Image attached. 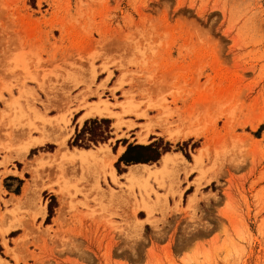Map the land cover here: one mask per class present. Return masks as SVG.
<instances>
[{
    "label": "rangeland",
    "instance_id": "rangeland-1",
    "mask_svg": "<svg viewBox=\"0 0 264 264\" xmlns=\"http://www.w3.org/2000/svg\"><path fill=\"white\" fill-rule=\"evenodd\" d=\"M0 97V264H264V0H0ZM100 146L117 183L52 157Z\"/></svg>",
    "mask_w": 264,
    "mask_h": 264
},
{
    "label": "bare ground",
    "instance_id": "bare-ground-1",
    "mask_svg": "<svg viewBox=\"0 0 264 264\" xmlns=\"http://www.w3.org/2000/svg\"><path fill=\"white\" fill-rule=\"evenodd\" d=\"M12 68H14L18 71H21L25 77L30 76L29 65H28L26 58L23 54H20L16 59L13 60L12 67L9 66L10 70H12ZM1 98L2 97H0V100L2 101ZM16 103H17V101L14 103H9V102L3 103V107L0 110V127L3 126V124L5 123V120L9 117L8 113L12 109H14L18 106V103L17 104ZM119 106L123 108L124 113L134 112V110L132 108L127 106V102L119 104ZM17 109H19V113H21L22 109L20 107H17L15 110H17ZM85 110H86L85 113L80 118L81 123L83 122V120L86 117H102V118L114 117V118H118V114L113 112L111 110V107L109 106V104L105 101H102V100L97 101V102H93ZM16 113H18V112H16ZM20 116H23V115L20 114ZM144 116H146V115H144ZM138 117H143V116L139 115ZM165 126L166 125L162 124V125H159L157 127H160L161 130L164 132V134L170 140H177V139H180L182 137L189 138L191 135L194 134V133H190V132L184 133V132H181L179 130H171L169 128H166ZM196 135L197 134L195 133L194 136H196ZM146 138H147V134L144 136H139V140L141 143H144ZM50 140H52V139L47 138V137H44L42 139L43 142L44 141H50ZM56 142H59V141L57 140ZM28 148L29 147L25 148V152L21 151L22 154L19 153L20 155L16 154L17 159H19V161H21L20 159L24 158L25 155L28 153V150H29ZM120 154H121V151H120ZM52 157L55 160L61 159V160H67L69 162L78 161L80 163V165H83L84 167H87V168H92L93 169L92 171L96 174L97 179H98V176H100V175H102L103 178H107L108 176H110L112 181L117 183V179H118L117 177L118 176L116 175L115 169L112 167L113 166L112 163L115 161L116 158L114 156H112V154L108 148H104L103 146L96 148V150H93V149H74L73 151L60 150V151H58V153H56ZM47 158H49V157H47ZM199 160H200V158L198 155L195 157V166L198 165ZM45 161H46V157L45 158L40 157L39 159L36 160V164L41 165V164L45 163ZM160 161H161V166L159 168H157L156 171L151 172V173H145L144 174V173L137 170L140 168H144V169L148 168L149 166L145 165V164L135 165V166L130 167L129 171L123 175L124 180L126 182H128L127 185L129 183L134 184V182L135 183L138 181L140 182L141 180L144 179L145 176H147V178H149L152 175L153 178L157 179L164 172H166L171 165H177L176 163H178L180 161V159L178 158V156L168 153V154H165ZM107 174H108V176H107ZM45 187L48 188V186L45 185L43 187V189H45ZM33 191H34L33 186L26 185L23 188L22 195L24 197L31 196ZM61 192H62V190H60L56 193L58 195H60V199H61V201H63L64 196ZM37 196H39V192H37ZM62 211H63V209H60V212H58L57 217L54 218L55 223L60 222L61 217L63 215ZM40 215L41 216L45 215L44 208H41Z\"/></svg>",
    "mask_w": 264,
    "mask_h": 264
},
{
    "label": "trees",
    "instance_id": "trees-1",
    "mask_svg": "<svg viewBox=\"0 0 264 264\" xmlns=\"http://www.w3.org/2000/svg\"><path fill=\"white\" fill-rule=\"evenodd\" d=\"M106 122L104 121H101V122H98V121H90V122H86L85 125H84V128H83V132L85 131H88V128L90 126H94V128L92 130H89L88 133L91 134V137H92V140L95 142V143H98V142H104L105 141V138H103V133L101 132V125L102 124H105ZM144 149V148H143ZM144 150H149L147 148H145ZM151 150V149H150ZM155 156L152 160H143L141 162L143 163H147V162H150V161H157L159 159V154L157 152H154ZM121 161L127 163V164H131V163H138L140 162L139 159H127L126 158V155H124L121 159Z\"/></svg>",
    "mask_w": 264,
    "mask_h": 264
},
{
    "label": "crops",
    "instance_id": "crops-1",
    "mask_svg": "<svg viewBox=\"0 0 264 264\" xmlns=\"http://www.w3.org/2000/svg\"><path fill=\"white\" fill-rule=\"evenodd\" d=\"M17 174H18V175H14V177H16V178H20V177H19V173H17Z\"/></svg>",
    "mask_w": 264,
    "mask_h": 264
}]
</instances>
